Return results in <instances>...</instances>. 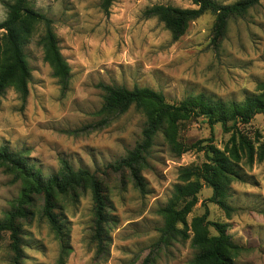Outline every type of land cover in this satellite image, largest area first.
<instances>
[{
	"label": "rangeland",
	"instance_id": "374dc122",
	"mask_svg": "<svg viewBox=\"0 0 264 264\" xmlns=\"http://www.w3.org/2000/svg\"><path fill=\"white\" fill-rule=\"evenodd\" d=\"M102 0H30V5L53 19L58 45L70 68L69 87L62 91L39 42L38 25L24 45L30 69L28 94L23 98L14 84L0 96V146L23 151L27 161L44 175L59 171L61 158L75 168L98 173L105 187L108 239L100 248L93 240V201L89 189L60 197L58 212L69 229L71 249L61 244L39 209L22 223L25 264H193L197 252L193 232L158 249L154 244L164 218L159 209L180 182V169L207 161L203 150L174 153L159 132L142 165L145 191L134 184L129 170L110 164L124 158L142 140L144 113L128 111L104 118L99 113L104 91L101 83L150 87L169 102L189 95L241 101L259 92L264 80V0L243 17L232 18L220 45L212 43L215 15L206 13L191 21L174 39L157 17L143 11L155 3L194 7L190 0H113L107 16ZM232 3L236 0H217ZM10 0H0V21ZM256 144H264V114L240 125ZM230 137L221 124L213 129L197 117L181 126L179 140L191 145L212 138L224 149ZM205 144V143H203ZM239 177L230 183L231 215L210 201L213 189L204 183L198 203L187 216L206 213L209 221L226 222L233 240L243 247L236 264H264V160L239 161ZM20 181L0 169V217L18 196ZM210 233L217 232L210 226ZM156 250L155 252L152 250ZM9 237L0 238V264H10Z\"/></svg>",
	"mask_w": 264,
	"mask_h": 264
},
{
	"label": "trees",
	"instance_id": "16d2710c",
	"mask_svg": "<svg viewBox=\"0 0 264 264\" xmlns=\"http://www.w3.org/2000/svg\"><path fill=\"white\" fill-rule=\"evenodd\" d=\"M113 0H102L101 7L109 16ZM194 7H179L155 3L143 11L146 18L157 17L170 30L174 39L181 37L189 23L206 13L215 15L212 26V43L217 48L228 28L230 19L243 17L261 0H236L222 3L217 0H190ZM6 18L0 21V96L10 84H14L23 98L28 94L30 69L24 52V45L38 25L44 33L39 42L44 49L45 59L53 68L62 91L69 87L70 68L61 54L58 38L53 29V19L30 5V0H10ZM104 91L103 105L99 113L104 118L121 114L131 107L141 110L146 122L142 140L115 163L113 170H129L135 186L145 191L142 165L159 132L168 139L171 150L181 155L191 149L203 150L207 161L200 165L184 166L180 169V182L174 185L168 201L159 211L164 218L159 228V237L154 244L158 249L179 237H188L193 232L192 245L197 252L193 264H236L235 258L243 247L236 243L228 232L226 222L209 221L206 213L192 218L190 227L187 216L198 203V195L204 183L213 189L209 198L223 209L228 216L234 208L228 202L230 183L239 177V161L248 163L264 160V144H256L240 125L249 124L257 114H264V80L259 83V92L241 101L214 99L205 94L189 95L179 102H169L166 96L150 87L101 83ZM204 117L210 127L221 124L230 137L219 148L212 138L191 145L179 140L181 126L192 118ZM205 143V144H203ZM0 169L20 181L21 189L11 201V208L0 217V238L9 237L10 264H25L24 236L22 223L35 215L47 221L61 244V252L67 255L71 249L69 229L59 214L60 197L89 189L93 201V240L102 248L108 239V214L105 187L98 173L86 167L75 168L66 158H61L60 169L52 175H44L31 165L23 151H15L8 144L0 146ZM212 226L217 232L210 233ZM155 252L156 250H152ZM154 256L149 255L141 264H152Z\"/></svg>",
	"mask_w": 264,
	"mask_h": 264
}]
</instances>
